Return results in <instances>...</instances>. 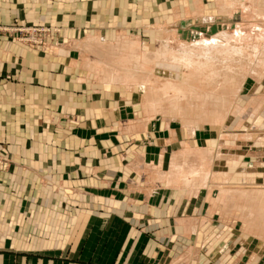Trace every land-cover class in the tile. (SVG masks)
Segmentation results:
<instances>
[{
	"label": "crops",
	"instance_id": "crops-1",
	"mask_svg": "<svg viewBox=\"0 0 264 264\" xmlns=\"http://www.w3.org/2000/svg\"><path fill=\"white\" fill-rule=\"evenodd\" d=\"M263 1L0 0V29L66 26L50 55L0 31V264H264L238 251L255 240L233 196L250 161L264 177V146L173 125L137 71Z\"/></svg>",
	"mask_w": 264,
	"mask_h": 264
},
{
	"label": "rangeland",
	"instance_id": "rangeland-1",
	"mask_svg": "<svg viewBox=\"0 0 264 264\" xmlns=\"http://www.w3.org/2000/svg\"><path fill=\"white\" fill-rule=\"evenodd\" d=\"M243 16L234 25L235 30H240L238 33L205 38L215 39V45L209 50L193 47V44L186 46L183 52L175 47L170 50L175 53L170 64L149 66L147 75L141 74L146 73L145 67H137L138 90L145 95L147 107L168 112L165 116L173 125L183 122L206 131L216 129L222 133L230 130L224 133L225 137L235 144L248 137L250 154L257 156L262 151L260 145L264 146V116L260 113L264 99L258 97L264 95V1L252 2ZM38 25H21L15 21L8 27H1L0 31L9 33L21 43L19 38L24 34L19 33L20 29L47 28L50 31L46 38L50 46L48 50L25 46L50 55L62 45L57 39L59 34L65 33L66 26ZM154 59L159 61L160 58L155 56ZM9 161L8 152L0 147V170L7 168ZM254 164L257 168V162L250 161L248 181L235 178L233 183L234 201L238 205L234 212L243 223L235 228L239 231L242 228L246 237L250 235L255 240L254 247L251 242L249 246L244 243L245 246H240L238 251L260 252L264 258V177L253 172L251 167ZM239 168L241 164L234 160L233 169ZM60 228L61 234L65 227ZM58 241V245L64 243Z\"/></svg>",
	"mask_w": 264,
	"mask_h": 264
},
{
	"label": "built area",
	"instance_id": "built-area-1",
	"mask_svg": "<svg viewBox=\"0 0 264 264\" xmlns=\"http://www.w3.org/2000/svg\"><path fill=\"white\" fill-rule=\"evenodd\" d=\"M19 33L24 34L21 38H19V41L24 45L39 47L44 50H48L50 48L46 39L50 34V31L47 28L31 27L25 30L20 29Z\"/></svg>",
	"mask_w": 264,
	"mask_h": 264
},
{
	"label": "bare ground",
	"instance_id": "bare-ground-1",
	"mask_svg": "<svg viewBox=\"0 0 264 264\" xmlns=\"http://www.w3.org/2000/svg\"><path fill=\"white\" fill-rule=\"evenodd\" d=\"M215 45V39L212 38L211 40L209 39H206V40H203V41H200L197 43L195 42V44H193V47L196 46V47H201V49L203 50H209V48L213 47Z\"/></svg>",
	"mask_w": 264,
	"mask_h": 264
}]
</instances>
